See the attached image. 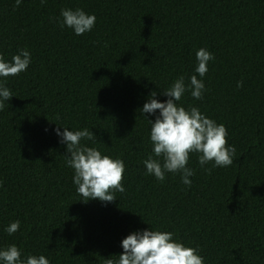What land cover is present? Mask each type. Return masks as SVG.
I'll list each match as a JSON object with an SVG mask.
<instances>
[{
  "label": "trees",
  "instance_id": "1",
  "mask_svg": "<svg viewBox=\"0 0 264 264\" xmlns=\"http://www.w3.org/2000/svg\"><path fill=\"white\" fill-rule=\"evenodd\" d=\"M62 9L94 15V27L77 36L61 27ZM201 48L214 56L204 77ZM20 50L30 53L26 71L0 77L13 95L0 110V251L17 246L24 264L41 255L104 264L130 234L158 230L204 264H264V0H0V56L10 63ZM193 75L203 99L187 90L178 105L226 128L233 163L201 167L190 153L191 185L180 172L161 182L143 163H163L148 121L159 112L140 110L152 92L166 102L180 77L188 89ZM57 128L88 129L95 139L81 146L124 162L115 202L77 193Z\"/></svg>",
  "mask_w": 264,
  "mask_h": 264
},
{
  "label": "clouds",
  "instance_id": "2",
  "mask_svg": "<svg viewBox=\"0 0 264 264\" xmlns=\"http://www.w3.org/2000/svg\"><path fill=\"white\" fill-rule=\"evenodd\" d=\"M43 5L46 0H40ZM22 0H16V7ZM61 27L72 29L77 36H81L92 30L96 17L88 15L81 9L61 10ZM214 56L206 49L201 48L196 52L198 67L195 69L200 77H204L208 71L207 65ZM31 62L30 53L20 50L19 54L12 57L11 62H5L0 56V77L18 76L26 71ZM242 86V81L237 87ZM190 90L195 100L203 99L205 90L202 80L196 75L191 76L189 88L186 89L184 78H178L170 88L162 92L168 97L164 103L158 102L156 92H152L143 108L144 113L159 115L155 122L148 120L151 125L150 141L153 144V153L159 159H153L150 155L143 163L146 174L154 175L158 181H164L165 173H182L181 180L190 186L189 177L195 173L187 167L190 153H198L201 167L214 162V167H227L233 163L235 147H228L227 130L221 124L204 116L196 107L186 110L179 106L185 91ZM13 97L11 91L0 85V110L5 102ZM57 136H61V142L66 144V165L74 170L73 183L77 186V193L84 200H99L101 202H115V193H124L123 174L124 162L120 159H112L102 155L93 147L81 146V140H94V134L88 129L81 131H69L64 128L61 133L56 130ZM210 172L211 169H204ZM20 228V222L11 223L6 231L9 235L16 233ZM123 253L119 255L118 261L111 258L104 260V264H204L203 258L197 254V250L186 247L174 240L171 232L146 230L132 233L123 239ZM21 252L15 245L0 251V261L3 264H24L20 260ZM26 264H49L44 256H29Z\"/></svg>",
  "mask_w": 264,
  "mask_h": 264
}]
</instances>
